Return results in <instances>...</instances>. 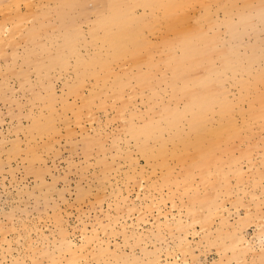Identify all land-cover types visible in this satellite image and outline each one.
Segmentation results:
<instances>
[{"label":"rangeland","instance_id":"1","mask_svg":"<svg viewBox=\"0 0 264 264\" xmlns=\"http://www.w3.org/2000/svg\"><path fill=\"white\" fill-rule=\"evenodd\" d=\"M203 1L188 10L184 28L216 37L211 60L219 67L231 41L225 20L237 24L243 0H229L233 7L228 15L217 2ZM252 2L264 11V0ZM46 3L52 1L33 0V14H26L24 28L16 34L19 43L0 56V264H71L73 259L76 264H264V112L251 117L259 106L256 96H264V85L255 82L264 68V12L262 17L252 14L240 43L232 46L241 65L254 55L249 70L239 68L215 84L228 95L235 133L213 149L211 141L203 142V150L186 151L180 162L173 151H183L181 142H165L162 157L141 151L110 96L82 107L93 80H83L77 93L70 91L76 81L73 59L41 85L33 64L22 57L30 46L24 37ZM89 7L87 17L72 21L85 42L94 20ZM20 9L25 10L23 5ZM13 18L7 12V21ZM162 34L160 29L146 33L152 60L165 51ZM39 38L46 42L48 37ZM79 49L89 56L99 44ZM124 63L114 70H130ZM163 72L158 64L154 75H168ZM47 84L53 93L50 108L43 102ZM156 86L164 103L181 107L183 99L174 98L164 81ZM130 87L137 88L133 79ZM148 96L144 89L129 98L137 123L146 115ZM36 113L49 117L38 120L47 130L35 126ZM182 129L188 131L186 122ZM150 146L156 151L159 144ZM204 151L207 159L201 168L196 157ZM205 200L217 209L207 207Z\"/></svg>","mask_w":264,"mask_h":264},{"label":"bare ground","instance_id":"2","mask_svg":"<svg viewBox=\"0 0 264 264\" xmlns=\"http://www.w3.org/2000/svg\"><path fill=\"white\" fill-rule=\"evenodd\" d=\"M50 1L52 3H46L43 6V11L37 15L35 23L24 37L26 43L30 41V46L25 48L22 59L24 62L33 64L39 80L41 79V85H43L42 79L49 77L52 72L65 70L70 65V60L73 59L76 81L70 87V91L77 93L83 80L92 79L93 86L90 84L92 86L90 96L85 98L81 95L83 96L82 107H88L94 98L98 99L103 95L110 96L117 113L123 118L120 120L127 127L129 138L139 144L141 151H149L152 152L151 154L162 157L165 142H181L183 151H173L174 156L181 162L186 151L203 150L201 145L208 140L209 143L211 141L212 149L219 141L227 144L235 133L236 125L232 118L231 103L226 91L221 86L217 88L215 84L221 85L222 81L228 78V73L234 76L239 68L242 72L249 70L254 55L249 56L245 66L241 65L238 57L233 54L232 46L240 43V35L248 29L252 14L262 17L264 12L262 7L253 4L252 0H243L241 8L237 9V24L231 23L228 19L225 20L231 41H229L227 50H224L227 55L217 67L211 60L212 54L216 51V46L213 45L216 37L214 35L206 37L203 33L184 28L188 10L195 3L203 0ZM210 1L217 2L225 15H228L233 7L229 0ZM20 5L24 6L23 12H20ZM89 6H91V12L94 13V20L89 28L90 40L85 42L81 28L72 21L75 17L86 16L85 14L90 11ZM32 7L33 0H0V56H7V48L12 49L19 43L16 34L24 28L23 22L27 19L26 14H33ZM137 8H141L142 12L138 14ZM205 11L207 12V9ZM7 12L14 13V18L9 22ZM190 24L193 25V23ZM158 29L163 30L161 46L165 51L159 55L157 60H152L147 55L152 44L146 33ZM41 35L48 37L46 42L40 40ZM86 43H98L99 49L92 55H83L79 48ZM11 56L14 61V52ZM125 61L129 67L131 66L130 70L122 74L116 72L113 66L119 65L121 68ZM158 64L164 69L163 73H168V75H161L159 78L154 75ZM200 66H204L202 67V70H205L204 74L199 72ZM6 68L11 71L10 65L7 64ZM129 79L135 81L137 88H128ZM159 81L165 82L174 98L183 99L181 107L176 103L173 105L164 103L160 99L156 86ZM255 82H261L264 85V68L255 75ZM242 85L245 86L244 83ZM46 89V98L43 102L48 103L46 106L50 108L53 93L48 84ZM144 89H147L149 93L145 105L146 115L141 123H137L134 118L139 116L132 109H128V104L131 103L129 98L136 93L142 94ZM256 100L259 106L252 111V119L264 112V96L257 95ZM39 118L49 120V117H43L40 113L34 114L35 126L39 130H47L46 126L40 124ZM81 118L78 117L79 120H82ZM184 122L188 130L186 133L182 129ZM151 142L159 144L156 151L150 149ZM196 158L194 159L197 164L203 168L202 163L207 159L205 151ZM214 178H217L215 173ZM211 192L209 191V195ZM204 202L207 207L217 209L213 202L206 200ZM198 212L201 215L199 210ZM68 248H70L69 244ZM71 264H76L75 259L71 261ZM96 264L110 263L98 260Z\"/></svg>","mask_w":264,"mask_h":264}]
</instances>
